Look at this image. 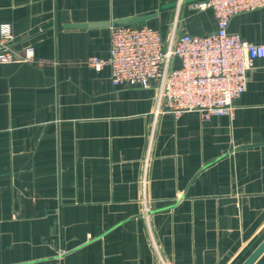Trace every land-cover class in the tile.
I'll list each match as a JSON object with an SVG mask.
<instances>
[{
  "label": "crops",
  "instance_id": "1",
  "mask_svg": "<svg viewBox=\"0 0 264 264\" xmlns=\"http://www.w3.org/2000/svg\"><path fill=\"white\" fill-rule=\"evenodd\" d=\"M200 1L0 0L36 55L0 64V264H243L264 241V58L233 115L208 120L158 115L155 87L85 64L119 19L216 31ZM93 23L110 26L69 28ZM229 31L264 44V8Z\"/></svg>",
  "mask_w": 264,
  "mask_h": 264
},
{
  "label": "built area",
  "instance_id": "2",
  "mask_svg": "<svg viewBox=\"0 0 264 264\" xmlns=\"http://www.w3.org/2000/svg\"><path fill=\"white\" fill-rule=\"evenodd\" d=\"M196 7L213 11L216 31L164 39L159 28L147 24L112 27L108 57H90L85 64L96 70L108 67L114 87H155L158 115L232 116L255 61L264 58V44L231 33L229 25L239 14L264 8V0H202ZM18 48L11 25L0 24V64L35 62L33 47L21 55Z\"/></svg>",
  "mask_w": 264,
  "mask_h": 264
},
{
  "label": "water",
  "instance_id": "3",
  "mask_svg": "<svg viewBox=\"0 0 264 264\" xmlns=\"http://www.w3.org/2000/svg\"><path fill=\"white\" fill-rule=\"evenodd\" d=\"M149 18H151V15L137 17V18H125V19H119L117 21H114L112 26L114 28L117 27H124V26H130L135 24H144ZM109 23H93V24H72L69 25V28H93V27H109ZM264 253V241L257 247V249L250 255V257L243 263V264H253L262 254Z\"/></svg>",
  "mask_w": 264,
  "mask_h": 264
}]
</instances>
